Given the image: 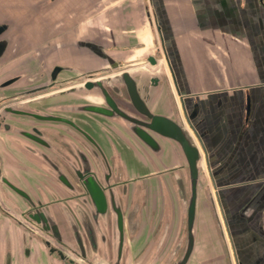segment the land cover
I'll use <instances>...</instances> for the list:
<instances>
[{
	"label": "flooded vegetation",
	"instance_id": "flooded-vegetation-1",
	"mask_svg": "<svg viewBox=\"0 0 264 264\" xmlns=\"http://www.w3.org/2000/svg\"><path fill=\"white\" fill-rule=\"evenodd\" d=\"M42 3L19 18L0 11V264H123L117 248H124L125 230L122 238L114 209L123 213L124 226L130 215L142 220L147 209L143 200L122 204L117 197L146 194L148 156L158 149L82 108L103 105L101 90L86 88L88 81L114 77L110 95L134 111L126 86L115 78L133 63L112 56L113 45L74 38L73 26L53 28L47 15L64 11L65 2ZM21 45H29L26 63L7 74ZM121 133L138 144L116 164L101 137L111 144L109 134L122 140Z\"/></svg>",
	"mask_w": 264,
	"mask_h": 264
},
{
	"label": "crops",
	"instance_id": "crops-1",
	"mask_svg": "<svg viewBox=\"0 0 264 264\" xmlns=\"http://www.w3.org/2000/svg\"><path fill=\"white\" fill-rule=\"evenodd\" d=\"M42 1L0 0V11L3 9L6 16L19 18L25 15L27 8H43L45 3L38 4ZM62 1L67 4L71 0ZM81 1L87 4V8L107 1L111 10L101 14L98 25L90 26L87 19L66 25L70 29L74 27L71 29L72 33L77 32L74 38L102 43L104 46L113 45L115 50L111 52L112 56H137V52L146 48L154 36L159 38L171 78L170 87H173L184 119L190 120L198 136L195 141L207 168L209 183L214 185L217 194L219 206L215 196L213 199L225 237L224 243L199 193L194 221L195 241L189 264H264V66L254 64L257 73L255 80L232 82L217 78L220 76L217 73L229 72L233 66L230 65L229 69L220 66L206 68L208 62L202 59V55L212 51L216 53L218 49L221 55L230 58L237 52H231V47L237 44H243L250 50L257 49L259 43L255 41H264V0ZM63 17L64 22L70 18L65 12ZM195 40L199 43H192ZM261 45L264 47V42ZM28 48L29 45H21L16 50L14 54L18 58L9 62L7 74L22 71ZM190 60L198 66L195 71H198L200 84L203 81L201 72L214 73L213 77L209 73L212 78L205 86L193 85L192 81L197 82V76L193 73L195 77L192 80L188 73ZM241 68L242 64L238 69ZM154 95L149 98L151 111L170 117L165 95ZM159 103L167 105L163 104L165 107L162 108L167 113L159 110ZM103 122L105 125L107 120L103 119ZM109 136L111 144L105 137H101V142L110 161L116 164L128 158L130 146L136 148L138 144L129 134H123L122 140H116L112 134ZM164 140L159 139L160 150L148 156L146 171L150 178L145 181L148 183L146 194L129 192L127 195L118 194L117 198L122 204L143 200L148 210L142 220L137 213L131 223H126L130 234L138 240L154 241L155 248H162L164 260L176 262L186 241L189 180L183 173L186 161L180 148L174 142ZM178 165L181 166L175 170ZM234 168L248 170L233 173ZM175 175L183 181L184 199L178 193ZM158 188L160 190L157 191ZM147 223L152 226L146 232L143 225ZM159 223L162 227L158 233ZM126 224L123 258L129 234ZM183 231L184 237L181 234ZM164 249L166 252H163Z\"/></svg>",
	"mask_w": 264,
	"mask_h": 264
},
{
	"label": "water",
	"instance_id": "water-1",
	"mask_svg": "<svg viewBox=\"0 0 264 264\" xmlns=\"http://www.w3.org/2000/svg\"><path fill=\"white\" fill-rule=\"evenodd\" d=\"M158 56L159 54L157 57ZM157 57L148 55L146 60L150 65L154 66L157 64ZM164 73L166 74L165 69ZM115 78L121 81V83H124L126 86L134 111H130L124 106H118L110 95L107 88L113 87L111 84L114 77H106L98 81H88L85 84L86 88L98 86L104 99L102 101L103 105H86L82 108V110L89 113L104 115L106 118L116 122L123 129L126 128L128 130H132L142 143H145L153 150H160V137L165 138L169 142H174L181 149L186 161V169L183 170V173L185 178L189 180V186H187L188 194L186 203V241L184 243L181 256L176 262H173V264H189V258L192 254L195 241L193 229L196 215V201L197 196L200 193L199 183L200 175L202 173V156L198 150L194 137L190 133L189 129H187L185 126V122L183 121L180 113L177 117L173 115L169 117L168 115L154 113L151 111L149 98L154 91L156 92V90H159L161 89L160 87H162L161 78L159 75H151L145 84H139L132 71H124L120 75L115 76ZM120 86L122 87V84ZM166 101L168 102L171 111L168 98ZM166 104L164 105L167 106ZM182 110L184 111L183 107ZM113 115L116 116L113 117ZM185 120L189 128L194 132V128L190 123V120L188 118H185ZM84 173L89 174L87 171H84ZM175 178L178 186V193L184 199L186 194L183 181L180 179V177ZM206 199L209 210L213 217L214 225L217 229L218 236L225 243L223 227L218 217L216 205L211 191L207 192ZM102 200L103 207H105V200ZM114 211L117 214V223L121 230L120 235L122 238H124L125 218L123 213H121L120 209H117V207L114 209ZM131 217L132 216L130 215L129 223H131ZM121 248V246L117 248L118 259H120L121 251L123 250V248Z\"/></svg>",
	"mask_w": 264,
	"mask_h": 264
},
{
	"label": "rangeland",
	"instance_id": "rangeland-1",
	"mask_svg": "<svg viewBox=\"0 0 264 264\" xmlns=\"http://www.w3.org/2000/svg\"><path fill=\"white\" fill-rule=\"evenodd\" d=\"M105 4V5H104ZM64 5V11L63 9L60 11L59 14L57 13H53L51 11V13H49L47 16L50 17L53 28H55V26L57 25H62L64 24L66 25H73V22L75 24H77L76 22L82 19H87V21H89L90 26L92 25H98L100 24V20L102 17V13H107L109 10H111V7H108V3L107 1L105 2H101L99 4H95V6H93L92 8H87V4L84 1L78 0H71L69 2V4H63ZM83 11V12H82ZM70 16V18L68 20L65 21V17H63V14ZM69 13H71L72 15H70ZM57 28V27H56ZM56 31V29H55ZM201 42V41H200ZM256 43H259V46L257 47V49L255 48H251V50L249 48H247V46H242L243 44H237L234 45V47H231V52L232 51H236V54L232 55L230 58L226 57L224 55H221L218 50H215L216 53L209 52L208 55H202V59H204V61L208 62V66L207 67H213V68H217V67H227L228 69L230 68V65L233 66V69H229L227 71H224L222 73H217L218 75H220L217 78H224L227 80H231L232 82H237L239 80L241 81H252L255 80L257 78V73L256 71H254V64H261L264 66V47L261 45V43H263L264 41L258 40L255 41ZM254 42V43H255ZM192 43L196 44L199 43L198 41H193ZM234 43H236V41H234ZM159 52V53H157ZM239 52V54H238ZM138 54H136L137 56L134 55H123V56H119L118 54H116V57L121 58L122 60H126L127 61H131V62H127L129 63H133L130 66H127V68H130V71L133 72V74L135 75V78L138 80L139 84H145L148 81V78L151 75H159L161 78V83H162V87H160L161 89L156 90V92L152 91V95L154 94H160L163 93V95H165L166 100L168 98L169 100V104L171 106V115L177 117L179 116V113L182 116L183 121L185 122L186 126V120L184 119L181 109L179 107V101L176 98V94L173 90V87L171 89L170 85H171V78H170V74L168 72V68H167V64H166V60L165 57H163L162 52H161V46H160V41L159 38L156 36L153 37L152 42L144 49L140 50L139 52H137ZM159 54V56L157 57V55ZM211 54V55H210ZM146 55H153L156 56L158 58V62L156 65L152 66L148 63V61L146 60ZM136 57V58H134ZM191 61V60H190ZM125 62V63H126ZM135 63V64H134ZM242 64V68H239V65ZM177 65V64H176ZM179 66V65H178ZM164 69L166 71V74L164 73ZM189 69L190 71H188V73L190 74L192 80L195 76H193V73L196 74L197 76V82H194V80L192 81L193 85H206L209 83V80H211V78L214 76L213 72H208L206 71L205 73L201 72V76L203 78V81L201 82L202 84H200V82H198L199 79V75H198V71H195L196 69H198L197 65H194V62L191 61V63H189ZM239 70V71H238ZM33 71L31 70L32 73ZM212 77H210V75ZM264 73V72H263ZM263 73H258V75H261ZM107 74V72L105 73ZM226 74V76L224 75ZM170 83V84H169ZM173 90V91H172ZM157 96V95H154ZM154 96L152 98V100H154ZM121 99L123 97H120ZM123 101V100H122ZM156 101V100H155ZM164 103H159V107L161 106V108H159L160 111H163L165 113H167V111H164V109L162 110L163 107H165L163 105ZM116 126H119L116 123ZM120 127V126H119ZM189 131L195 135V137H198L196 135V133L194 134V132L189 128ZM242 170L243 172H247L248 169H233L232 172L236 173L237 171ZM253 171L256 169H249V171ZM201 175H200V183H199V190H200V195H202L203 199L205 200L206 204H207V208L208 207V203H207V192L211 191L212 195H215V198L217 197L216 192H214V185H211L209 183V179H208V173H207V168L205 167V164L202 160V164H201ZM147 172V171H146ZM217 203V202H216ZM218 206V205H217ZM148 210V209H147ZM223 225V223H222ZM152 226V225H150ZM162 225L159 223L157 228H158V233L161 229ZM179 227L181 228V225H179ZM150 228V227H149ZM149 228H146V232ZM184 228V227H182ZM157 233V234H158ZM181 234L184 237V231L183 233L181 232ZM135 236L128 234L126 237V254L124 255L123 258V264H173V262L169 261L167 262L166 260H164L165 258H163L162 253H161V249L159 248H155L154 247V241H147V240H138L136 238H134ZM185 239V238H184ZM183 239V240H184ZM147 257L146 260H144V257ZM174 260L175 258H170V260Z\"/></svg>",
	"mask_w": 264,
	"mask_h": 264
},
{
	"label": "bare ground",
	"instance_id": "bare-ground-1",
	"mask_svg": "<svg viewBox=\"0 0 264 264\" xmlns=\"http://www.w3.org/2000/svg\"><path fill=\"white\" fill-rule=\"evenodd\" d=\"M185 126H186V124H185ZM187 129H189V126H188V124H187ZM197 139V138H196ZM196 142V141H195ZM196 145H197V143H196ZM197 147H198V145H197ZM198 150H199V152H200V149H199V147H198ZM200 154H201V152H200ZM198 189V188H197ZM198 193H199V191H198ZM214 196L215 195H213V198H214ZM214 199H216L215 201L217 202V197L216 198H214ZM217 205L219 206V203L217 202ZM193 232H194V229H193Z\"/></svg>",
	"mask_w": 264,
	"mask_h": 264
}]
</instances>
